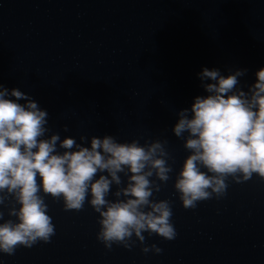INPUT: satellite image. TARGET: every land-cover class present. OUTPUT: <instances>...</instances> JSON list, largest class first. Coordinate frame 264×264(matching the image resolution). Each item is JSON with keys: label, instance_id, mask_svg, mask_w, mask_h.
Wrapping results in <instances>:
<instances>
[{"label": "water", "instance_id": "1", "mask_svg": "<svg viewBox=\"0 0 264 264\" xmlns=\"http://www.w3.org/2000/svg\"><path fill=\"white\" fill-rule=\"evenodd\" d=\"M205 67L247 69L238 78L245 91L255 82L264 67V0H0V83L48 112V137L89 147L93 136L166 140L173 171L152 199L171 202L176 230L172 240L144 233L143 245L108 249L89 204L65 210L45 196L50 242L0 253V264H264V180L229 177L223 197L190 209L174 189L189 153L172 128L180 110L207 95L198 77ZM152 244L162 251L141 250Z\"/></svg>", "mask_w": 264, "mask_h": 264}, {"label": "clouds", "instance_id": "2", "mask_svg": "<svg viewBox=\"0 0 264 264\" xmlns=\"http://www.w3.org/2000/svg\"><path fill=\"white\" fill-rule=\"evenodd\" d=\"M246 72L237 68L224 75L203 68L198 77L207 95L177 113L172 132L189 154L174 189L185 209L223 197L229 177L236 183L253 175L264 180V67L247 91L238 79ZM47 124L48 112L30 95L0 83V253L11 256L18 247L50 242L55 225L45 196L62 201L65 210L89 204L98 213L97 239L108 249L113 244L130 249L136 240L143 245L144 233L176 237L171 202L152 199L173 171L166 140L141 145L93 136L89 147L59 134L46 136ZM80 140L87 143L84 136ZM141 250L162 251L155 244Z\"/></svg>", "mask_w": 264, "mask_h": 264}]
</instances>
